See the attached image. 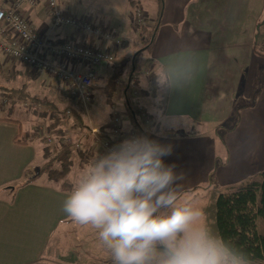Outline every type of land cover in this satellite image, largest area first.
Returning a JSON list of instances; mask_svg holds the SVG:
<instances>
[{
	"label": "crops",
	"instance_id": "crops-1",
	"mask_svg": "<svg viewBox=\"0 0 264 264\" xmlns=\"http://www.w3.org/2000/svg\"><path fill=\"white\" fill-rule=\"evenodd\" d=\"M157 1L103 0L102 8L93 10L86 0H60L68 15L116 30L122 46L72 27L55 28L46 0L34 8L25 6L23 14L39 36L55 44L89 42L117 60L129 58L133 43L140 41L137 9L143 11L148 29L155 26ZM147 51L156 90L138 63L133 80L144 91V113L154 125H143L144 136L171 146L165 162L184 177L177 189L178 203L202 209L203 222L218 235L219 194L264 171V0H164ZM96 70L98 80H106L113 67L106 64ZM166 75L169 94L163 109L157 88ZM125 85L115 100H128ZM173 118L190 125L177 127ZM13 120L20 122L23 133H31L23 121ZM21 129L0 118V264H111L97 230L76 223L63 211L70 191L40 175L45 163L42 145L15 141ZM73 172L72 185L78 178ZM20 183L24 185L18 187ZM209 193L214 200L207 204Z\"/></svg>",
	"mask_w": 264,
	"mask_h": 264
},
{
	"label": "clouds",
	"instance_id": "clouds-1",
	"mask_svg": "<svg viewBox=\"0 0 264 264\" xmlns=\"http://www.w3.org/2000/svg\"><path fill=\"white\" fill-rule=\"evenodd\" d=\"M172 123L190 125L178 118ZM171 152L170 145L143 135L98 152L63 211L97 230L111 264H250L203 222L202 209L178 203L184 177L165 162Z\"/></svg>",
	"mask_w": 264,
	"mask_h": 264
},
{
	"label": "trees",
	"instance_id": "trees-1",
	"mask_svg": "<svg viewBox=\"0 0 264 264\" xmlns=\"http://www.w3.org/2000/svg\"><path fill=\"white\" fill-rule=\"evenodd\" d=\"M157 2L159 14L155 26L148 29L145 25H138L141 48L132 58H118L113 63V74L104 90L109 105L115 103V96L119 87L118 81L122 77L126 76L127 78L124 86L126 89L131 84L137 85L133 80L137 74L138 60L156 35L164 7V0ZM84 46L92 47L89 42H84ZM29 75L37 78L40 74L29 72ZM165 78L161 87L163 109L167 104L169 94L167 75ZM156 84V77L151 73L149 85L154 88L153 91L156 90ZM68 94L72 96L70 93ZM3 100H6L12 107L17 104H27L31 109L33 108V112L38 117L49 119L50 124L47 131L49 133L55 132L57 139L55 143H49L43 147L45 163L40 169V175L45 174L49 181L60 184L63 191H71L73 185L69 180V175L75 164V155L80 156V165L82 166L95 157L96 151H92L91 148H81L82 150L77 151L72 144L68 143L69 137L66 128L70 120L66 115V110L59 109L47 98H40L31 94L26 85L20 88L0 85V108H2L1 102ZM127 111L132 127L144 136L142 125L149 119V116L144 115L138 108L130 104H127ZM72 115L77 126H84L82 118L77 112L73 111ZM1 120L13 121L19 124L20 129L22 128L18 120L11 118H1ZM41 139L45 142V138L40 136L39 130L23 133L21 129L15 141L19 144H28ZM22 185L24 183H20L18 187ZM216 225L218 235H223L224 241L229 247L246 254L250 264H264V171L248 182L239 186H232L219 194L216 201Z\"/></svg>",
	"mask_w": 264,
	"mask_h": 264
},
{
	"label": "built area",
	"instance_id": "built-area-1",
	"mask_svg": "<svg viewBox=\"0 0 264 264\" xmlns=\"http://www.w3.org/2000/svg\"><path fill=\"white\" fill-rule=\"evenodd\" d=\"M37 4L38 0H0V41L3 50L10 57L21 61L28 67L64 83L67 90L84 102H90L93 95L92 87L97 78L96 69L101 65L113 64L116 61L115 55L104 49L87 47L72 41L55 44L39 36L23 14L25 6L34 8ZM46 6L55 28L72 27L76 30L90 32L106 41L120 43L116 30L95 27L92 23L68 15L62 10L60 0H46ZM136 21L139 25L145 22L141 9L136 10ZM72 63H76L80 68L73 67ZM129 103L132 102L129 100ZM134 103L135 105H131L145 115L144 110L139 106L140 101L136 100ZM68 114H70L69 111ZM124 116L125 114L119 109H113L108 130H92L90 137L94 138L96 144H102V153L126 137L142 135L134 127L125 132ZM48 140L50 142V138ZM68 143L76 149L81 147L79 142L72 141L70 138Z\"/></svg>",
	"mask_w": 264,
	"mask_h": 264
},
{
	"label": "rangeland",
	"instance_id": "rangeland-1",
	"mask_svg": "<svg viewBox=\"0 0 264 264\" xmlns=\"http://www.w3.org/2000/svg\"><path fill=\"white\" fill-rule=\"evenodd\" d=\"M88 3H91L93 6V10L96 8H102L100 6L103 2V0H86ZM45 2V0H44ZM40 0H38L39 5ZM145 25V22H143ZM139 25V24H138ZM121 44V43H120ZM122 46V44H121ZM141 48V43L139 40H136L133 43L132 51L130 53V57L132 58L134 54ZM148 54L147 48L143 51L142 55L140 56L138 60V66L140 67V71L144 73V76L146 79L149 78V75L151 72V67L148 62ZM119 57V56H118ZM113 67V64H111ZM150 68V69H149ZM29 72L33 73H39L40 75L37 78H33L31 75H29ZM111 76L113 74V71H110ZM110 76V78H111ZM126 77V76H125ZM110 78L98 80L96 78L94 85L92 87L93 95L92 100L90 102H84L81 98L76 97L72 94L71 91L66 89V85L62 82H60L57 79L52 78L51 76L43 73L38 72L30 67H28L26 64L22 63L19 60H16L12 57H10L2 48L1 41H0V85L6 86V87H12V88H20L24 85L28 87V90L31 94L39 96L40 98H47L52 103H54L56 106L59 107L61 110L69 111L70 114H68V119L70 120V123L66 130H68V137L70 140L79 142L81 144V147L76 149L77 151L81 148H91L92 151H96L95 156L97 155V152L102 153L103 146L101 143H95V141L90 137L91 132L93 129H105L108 130V126L110 125L111 119H112V112L111 110L112 105H109L106 99L105 95V87L108 86V81ZM122 79V78H121ZM120 81V80H119ZM118 81L119 88L123 86L125 82H127V78H124V81L121 83ZM142 88L146 90V85L141 84ZM69 91V92H68ZM137 93L136 95L134 93ZM161 89L157 88V94L160 95ZM68 93H70L72 96H70ZM144 93L142 91L141 87L133 86V84L129 85L126 89V96L128 100H121L118 101L115 100L116 107L113 109H119L121 112L125 114L124 116V130L125 132L128 131L131 128V122L128 116L127 111V104H134L135 101L139 100L140 104L139 106L142 107L143 110L146 111L144 108L141 96ZM148 97L151 99L152 102L154 100V96L151 94V91L148 92ZM129 100L132 103H129ZM2 108H0V118H11V119H20L24 122V127L28 125L29 129H31V133L35 130H39L40 136L45 138V142L38 141L42 148L46 146V144L49 143H55L57 137L55 135V132L49 133L47 131V128L50 124L49 119H41L38 117L34 112L33 108L31 109L27 104H17L15 106H10V104L3 100L1 102ZM77 112L83 121L84 126H77V122L73 119L72 112ZM144 111V112H145ZM146 113V112H145ZM147 125L148 129H153L154 125L153 122L151 124V120H147L143 125ZM142 125V127H143ZM189 131H193L192 128L188 129ZM84 135H87L86 137ZM89 135V136H88ZM50 138V142L48 140ZM81 149V150H82ZM99 150V151H98ZM224 157V156H222ZM94 159V158H93ZM92 159L88 161L86 165H80V156L75 155L74 157V167L72 168L73 175L76 174L79 176L82 173V170L88 166V164L91 162ZM224 161H226L224 159ZM77 178V180H78ZM76 180V181H77ZM242 182L239 183V185H242L246 183L249 180H241ZM222 185L219 181L218 187L220 188ZM207 204L213 203L214 196L213 194H207ZM107 258H110V255L107 253Z\"/></svg>",
	"mask_w": 264,
	"mask_h": 264
}]
</instances>
